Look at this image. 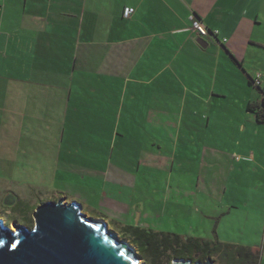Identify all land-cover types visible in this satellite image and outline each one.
Listing matches in <instances>:
<instances>
[{
  "label": "rangeland",
  "instance_id": "obj_1",
  "mask_svg": "<svg viewBox=\"0 0 264 264\" xmlns=\"http://www.w3.org/2000/svg\"><path fill=\"white\" fill-rule=\"evenodd\" d=\"M105 83L85 85L99 96L98 91L109 88ZM135 84L131 108L120 111L116 101L122 99L123 84L116 83L115 105L70 108L63 129L58 126L65 114L42 107L40 98L12 109L11 93L0 97L4 225L32 229L35 209L62 199L105 222L133 248L139 264L149 262L123 232L125 226L247 248L257 256L256 264H264V126H254L243 110L229 111L232 99L240 96L214 98L210 107L221 113H210L214 122L209 129L201 125L206 113L191 117L206 144H190L194 124L185 119L188 112L183 114L175 101L167 107L149 88ZM247 89L240 92L245 99L247 93L257 97L252 86ZM225 124L232 127L226 125L225 131ZM7 195L16 197L17 204L4 203Z\"/></svg>",
  "mask_w": 264,
  "mask_h": 264
},
{
  "label": "crops",
  "instance_id": "obj_2",
  "mask_svg": "<svg viewBox=\"0 0 264 264\" xmlns=\"http://www.w3.org/2000/svg\"><path fill=\"white\" fill-rule=\"evenodd\" d=\"M191 16L216 36L198 38ZM257 75L263 95L252 86L257 97L245 99L240 92ZM90 81L109 88L96 96V88L86 89ZM121 82L120 111L131 108L139 83L167 107L175 101L191 124L206 113L205 129L214 122L210 113H221L210 107L213 99L232 94L240 98L229 111L243 110L264 126L248 109L264 98V0H0V97L10 92L12 109L38 97L42 107L65 114L63 129L70 108L115 105ZM192 126L187 140L205 145Z\"/></svg>",
  "mask_w": 264,
  "mask_h": 264
},
{
  "label": "water",
  "instance_id": "obj_3",
  "mask_svg": "<svg viewBox=\"0 0 264 264\" xmlns=\"http://www.w3.org/2000/svg\"><path fill=\"white\" fill-rule=\"evenodd\" d=\"M32 217V229L20 224L10 229L0 219V264H139L128 243L105 222L84 215L77 203L45 202ZM171 264L214 262L177 258Z\"/></svg>",
  "mask_w": 264,
  "mask_h": 264
},
{
  "label": "trees",
  "instance_id": "obj_4",
  "mask_svg": "<svg viewBox=\"0 0 264 264\" xmlns=\"http://www.w3.org/2000/svg\"><path fill=\"white\" fill-rule=\"evenodd\" d=\"M212 34L214 33H211L212 37L216 36ZM249 85L258 90L261 96L263 95L260 86H254L252 79H249ZM255 107L258 109V113L254 111L256 108L253 106H249L248 109L254 113L257 123L264 124V98H261L260 103ZM4 203L8 204L9 207H13L17 204L16 197L12 195L5 196ZM28 210V208L22 209V215H27ZM123 232L131 238L133 245L138 248L143 258L148 259L149 264H171L173 259L192 260L193 257L201 262L207 257H216L223 264H256L257 262V256L253 255L250 249L222 244L216 240L208 241L182 237L172 233L140 228L139 226H125Z\"/></svg>",
  "mask_w": 264,
  "mask_h": 264
},
{
  "label": "built area",
  "instance_id": "obj_5",
  "mask_svg": "<svg viewBox=\"0 0 264 264\" xmlns=\"http://www.w3.org/2000/svg\"><path fill=\"white\" fill-rule=\"evenodd\" d=\"M131 13L130 10L126 9L125 10V16H128ZM190 30L196 34V36L198 38L204 39V38H208L209 36H211V33L208 31V29L206 28V26L197 18H195L194 16L190 17ZM213 36L216 35V33L212 34ZM253 84L254 86L258 87L260 86V81H259V75H257L254 79H253Z\"/></svg>",
  "mask_w": 264,
  "mask_h": 264
},
{
  "label": "flooded vegetation",
  "instance_id": "obj_6",
  "mask_svg": "<svg viewBox=\"0 0 264 264\" xmlns=\"http://www.w3.org/2000/svg\"><path fill=\"white\" fill-rule=\"evenodd\" d=\"M196 262H198V261H196ZM195 263V262H194Z\"/></svg>",
  "mask_w": 264,
  "mask_h": 264
}]
</instances>
